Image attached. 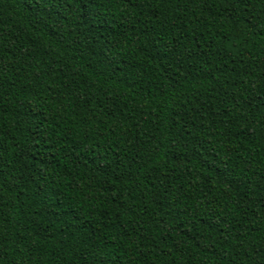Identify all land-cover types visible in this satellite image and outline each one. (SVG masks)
Wrapping results in <instances>:
<instances>
[{
  "label": "trees",
  "instance_id": "obj_1",
  "mask_svg": "<svg viewBox=\"0 0 264 264\" xmlns=\"http://www.w3.org/2000/svg\"><path fill=\"white\" fill-rule=\"evenodd\" d=\"M0 264H264V0H0Z\"/></svg>",
  "mask_w": 264,
  "mask_h": 264
}]
</instances>
